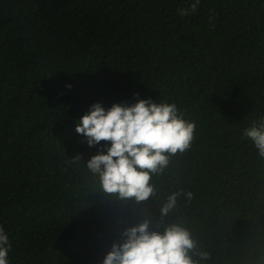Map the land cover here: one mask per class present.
Listing matches in <instances>:
<instances>
[{
    "label": "trees",
    "instance_id": "trees-1",
    "mask_svg": "<svg viewBox=\"0 0 264 264\" xmlns=\"http://www.w3.org/2000/svg\"><path fill=\"white\" fill-rule=\"evenodd\" d=\"M0 0V226L9 264H103L122 232L158 223L167 196L199 264H264V0ZM71 85L69 88L68 86ZM175 103L197 123L148 201L115 200L77 123L100 103ZM79 156L80 160L76 161ZM156 231L157 229L152 228ZM207 252L210 259L201 260Z\"/></svg>",
    "mask_w": 264,
    "mask_h": 264
},
{
    "label": "clouds",
    "instance_id": "clouds-1",
    "mask_svg": "<svg viewBox=\"0 0 264 264\" xmlns=\"http://www.w3.org/2000/svg\"><path fill=\"white\" fill-rule=\"evenodd\" d=\"M199 4L200 0H195L189 8H178L177 13L192 15ZM138 95L136 103L113 104L109 109L100 103L93 104L76 127L89 147L101 142L111 145L106 154L101 150L93 156L87 162V169L98 177L104 193L123 202L134 199L140 203L155 196L153 177L169 166L170 157L191 149L197 130V123L185 119L175 103L157 104L151 99H138ZM242 135L252 141L259 156L264 158V117L244 128ZM79 160L77 156L76 161ZM181 196L189 202L194 198L192 192L185 190L169 194L160 207L159 222L144 219L126 228L120 240L112 244L103 264H199L189 254L197 244L182 222L158 230L164 219L178 208ZM11 247L8 234L0 226V264H9ZM199 256L201 260L210 259L207 252H200Z\"/></svg>",
    "mask_w": 264,
    "mask_h": 264
}]
</instances>
